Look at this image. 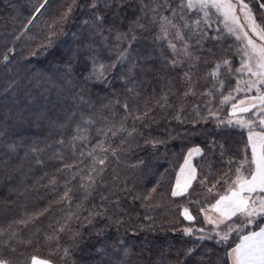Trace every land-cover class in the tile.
Masks as SVG:
<instances>
[{
  "label": "snow or ice",
  "instance_id": "1",
  "mask_svg": "<svg viewBox=\"0 0 264 264\" xmlns=\"http://www.w3.org/2000/svg\"><path fill=\"white\" fill-rule=\"evenodd\" d=\"M48 2L38 0V6L32 5L34 10L22 21L21 32L31 30L33 18H38ZM6 7L15 10L17 6L9 0ZM129 8L134 10L131 18L126 15ZM81 9H91L89 18L83 21V42L54 75L55 100L29 93L32 105L18 111L13 110L16 102L2 106L0 146L5 156L4 179L10 181L11 173L16 171L9 161L24 146V138L16 128L25 117L46 120L49 134L43 140H33L21 159L31 154L40 157L54 134L59 136L55 145L70 153L65 156L54 152L48 159L59 167H53L51 175L45 172L37 178L47 177L53 190L62 184L64 191L59 200L11 222L36 225L25 243H48L53 254H63L60 264H68L67 258L73 252H82L85 245L83 234L73 230V222L80 223L81 211L87 212L85 221L89 226L95 217L110 219L106 205L119 207L120 193L140 200L142 207L151 210L160 181L133 195L127 177L121 175L120 165L127 161L133 148L139 147L135 143L137 137L155 146L164 141L152 136L144 139L153 124L175 120L180 125L188 123L201 128L204 134L208 125H201L200 121H212L225 135L220 140H208L206 153L199 146L195 149L210 158L200 166L208 172L199 179L201 198L186 201L196 205L203 225L196 228V218L185 207L183 215L192 226H185L182 231L199 240L216 239L219 243L228 241L229 233L244 231L246 234L238 236L239 243L228 248L225 256L231 264H264V0H59L52 10L55 14L51 23L46 21L44 27L59 28ZM52 34L49 31V37ZM149 35L153 48L160 49L158 62L152 60L147 49L144 57L132 59L133 42ZM115 80L122 81L120 88L113 86ZM14 88L15 81H5L6 101L8 90ZM48 104L52 107L48 108ZM33 106L37 110L33 111ZM237 127L241 135L246 132L242 152L227 137L226 130ZM193 153L190 148L184 156L171 187L172 197L192 195L193 181L198 179L197 166L190 159ZM211 157H216L221 165L226 163L227 169L213 171ZM34 163L47 166L39 158ZM61 176L63 179H59ZM97 197L99 203H92ZM65 201L69 206L76 203V209L53 221L57 228L51 234L45 232L42 239L36 218L49 212L52 203ZM7 210L5 204L4 211ZM123 220L119 216L116 223ZM236 220L240 223L236 224ZM253 225L258 230H247ZM172 230L176 228L173 226ZM6 231L0 229V236ZM14 235L2 242L8 251H0V264H21L11 244ZM52 242L55 248H51ZM195 251L186 245L137 247L122 241L115 252L94 248L96 258L83 264H190ZM202 255L207 258L196 264H228V260L218 258L213 262L207 253ZM32 264L55 262L38 261L32 256ZM71 264L82 262L73 259Z\"/></svg>",
  "mask_w": 264,
  "mask_h": 264
},
{
  "label": "trees",
  "instance_id": "2",
  "mask_svg": "<svg viewBox=\"0 0 264 264\" xmlns=\"http://www.w3.org/2000/svg\"><path fill=\"white\" fill-rule=\"evenodd\" d=\"M8 2L9 0H0V117L4 114L2 106L5 103L11 105L12 102H16L14 111L32 105V100L28 98L29 93L33 96L43 97L44 100H55L57 89L53 83L54 75L58 69L64 68L66 61L77 51L78 45L82 44L85 32L83 21L89 18L91 12V9L78 10V14L66 24L59 28L48 29L44 27L45 22L51 23L52 15L55 14L52 10L59 3V0H49L47 7L37 14L38 18H33L35 23L31 30L26 29L21 32L22 21L34 10L32 5L38 6V0H11L17 6L15 10L6 7ZM40 2L42 3L43 0ZM126 15L130 18L133 17L134 10L129 8ZM49 31L53 33L51 37H49ZM152 44L150 35L147 39L134 41L131 46L132 59H137V56L144 57L147 49L151 53L152 60L158 62L160 49L153 48ZM124 47H128V45L125 44ZM5 56L8 57L7 60ZM84 58L82 55L81 60ZM163 75L162 73L161 76ZM5 81L8 83L15 81V88L8 90L7 101L4 92ZM121 85L122 81L115 80L113 86L120 88ZM92 91L96 92L97 89H92ZM108 91L110 92L111 89ZM47 107L51 108L52 105L48 104ZM32 110H37V106H33ZM120 115L123 113L121 112ZM30 120L31 122H29ZM205 123L208 126L203 130L204 134H202L201 128L188 123L180 125L175 120L153 124L150 131L146 130L144 139L152 136L164 141V143L155 146L151 143L145 144L143 139L137 137L135 143H138L139 147L133 148L128 154L127 161L120 165L121 175L122 178L127 177L128 184L132 186L129 191H132L133 195L142 190L151 189L157 180L160 181L158 191L153 194L155 199L152 201V209L142 207L140 200L129 199L120 193L119 207L106 205L107 217L110 219L105 216L95 217L92 219V226H89V223L85 221L87 212L81 211L80 223L74 221L73 230L83 234L86 238L85 245L82 252H73L67 258L68 264H71L73 259L81 261L83 264V262L96 258L94 248H106L109 252H115L122 241H126L127 245L135 244L137 247L140 244L145 246L164 245L165 247L171 244L176 248L186 245L196 250L195 255L190 257V264H196L200 259L207 258L202 255L204 253H207L213 262L222 258L228 260L229 264V258L225 256V251L239 243V238L233 240L235 235L232 234L229 237V243L227 241L219 243L216 239L199 240L196 236L187 235L182 231L183 227L192 226V223L186 220L183 215L185 207L196 218L195 227L200 228L203 225V216L197 214L196 205L186 201L201 198L203 194L199 179L202 178L203 173L208 172L206 167H200L210 159L206 154H200L194 159L193 163L197 166L198 179L193 181L192 195L184 198L171 196V187L187 150L199 146L205 149L206 153L205 146L208 140L213 137L220 140L225 135L215 127L214 122L200 121L201 125ZM128 125H132L131 119L128 120ZM16 131L20 137L24 138V146L17 149V154L9 161L10 167L16 169L11 173L10 181L4 179L5 156L4 148L0 146V229L7 230L0 236V251H8L2 242L7 240L9 235L16 233L11 244L16 248L15 255L21 264H31L32 256L60 264L63 254L61 252L53 254L48 243L41 242L38 245L35 242L31 245L25 243L35 231L36 225L11 222L24 219L26 218L25 213L46 208L50 202L59 200L64 191L63 185L60 184L53 190V187L48 184L47 177L37 178L44 176L45 172L51 175L53 167H59L58 163L52 164L48 159L54 152L65 156H69L70 153L55 145L54 141L59 139V136L54 134L49 148L40 157L31 154L25 159H21L33 140H43L48 136L49 127L46 120L38 121L33 116L25 117L19 122ZM226 131L229 141L242 152L246 132L241 135V129L238 127L235 130ZM58 149L59 151H57ZM218 152L219 149H217ZM37 158L43 159L47 166L35 165L34 161ZM240 158L237 157V160ZM225 159L227 160V157ZM211 160L213 171H224L228 167L226 163L224 165L217 163L216 157H211ZM235 166L234 164L233 168ZM59 179H63V177L61 176ZM210 179L213 178L210 177ZM76 182L78 181L73 183ZM71 186L72 184L69 185V187ZM92 203L98 204L99 198L97 197ZM5 204H7V212L4 211ZM76 207V203L69 206L67 201L52 203L49 212L36 218L37 224L41 227L42 239L45 232L51 234L52 230L57 228L58 225L53 221L57 218L63 219L68 212L75 210ZM119 216H123L124 220L117 224L116 220ZM146 217H151V219H146ZM10 223L11 227H9ZM235 223L238 224L240 221L236 220ZM261 224H264V221H261ZM146 225H152V228H147ZM173 226L176 231L172 230ZM204 226L207 227V225ZM98 229L102 232L98 233ZM247 230L258 229L253 225L249 226ZM245 234L246 232L242 231L238 235ZM61 243L64 244L65 241H61ZM55 247V242H52L51 248ZM20 253L24 255L20 256Z\"/></svg>",
  "mask_w": 264,
  "mask_h": 264
},
{
  "label": "crops",
  "instance_id": "3",
  "mask_svg": "<svg viewBox=\"0 0 264 264\" xmlns=\"http://www.w3.org/2000/svg\"><path fill=\"white\" fill-rule=\"evenodd\" d=\"M196 148H197L196 146L191 147V149L194 150V153H193L192 157L190 158V159H191V163H192L193 165H194V163H193V162H194V159L197 158L198 156H200V153H198V152L195 151ZM189 149H190V148H189ZM187 153H188V150H187V152H186L185 155H187ZM183 161H184V159H183ZM182 163H183V162H182ZM182 163H181V164H182ZM179 169H180V167H179ZM179 169H178V171H179ZM178 171H177V172H178ZM175 182H176V177H175L174 184H175ZM174 184H173V185H174ZM229 264H231V261H230V260H229Z\"/></svg>",
  "mask_w": 264,
  "mask_h": 264
},
{
  "label": "rangeland",
  "instance_id": "4",
  "mask_svg": "<svg viewBox=\"0 0 264 264\" xmlns=\"http://www.w3.org/2000/svg\"><path fill=\"white\" fill-rule=\"evenodd\" d=\"M238 224H239V223H238ZM250 227H251V226H250ZM240 233H242V231H241ZM232 234L235 235V238H233V240H235L236 238L238 239V236H239V235H238L236 232L229 233V237H230ZM229 240H230V239H229ZM229 240L227 241V243H229ZM232 247H235V245L232 246ZM232 247H231V248H232ZM37 260L40 261V260H44V259L37 258ZM31 264H32V260H31Z\"/></svg>",
  "mask_w": 264,
  "mask_h": 264
}]
</instances>
